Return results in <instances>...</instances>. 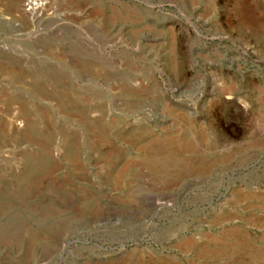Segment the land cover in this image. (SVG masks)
I'll list each match as a JSON object with an SVG mask.
<instances>
[{
  "label": "rangeland",
  "instance_id": "1",
  "mask_svg": "<svg viewBox=\"0 0 264 264\" xmlns=\"http://www.w3.org/2000/svg\"><path fill=\"white\" fill-rule=\"evenodd\" d=\"M0 264H264V0H0Z\"/></svg>",
  "mask_w": 264,
  "mask_h": 264
},
{
  "label": "bare ground",
  "instance_id": "2",
  "mask_svg": "<svg viewBox=\"0 0 264 264\" xmlns=\"http://www.w3.org/2000/svg\"><path fill=\"white\" fill-rule=\"evenodd\" d=\"M22 5H23V3H21V4H19L18 5V9H19V12H22L23 13V9H22ZM34 8V7H33ZM232 86V85H231ZM228 88V87H227ZM226 89V88H225ZM227 93V92H226ZM230 92H228V94H229ZM227 95V94H226ZM187 140V139H186ZM185 142V141H184ZM182 143V142H181ZM186 143V142H185ZM191 143V142H190ZM191 145V144H190ZM189 150V149H188ZM80 169V168H79ZM51 170V169H50ZM50 170L48 171L49 173L46 175V178H47V180L48 179H50V176H51V174L50 173H52V172H50ZM75 170H76V168H75ZM52 171H53V169H52ZM83 178V177H82ZM53 179V178H52ZM116 179V178H115ZM35 180V179H34ZM33 180V181H34ZM40 180V179H39ZM118 181V180H117ZM40 184H41V181H40ZM55 186V185H54ZM41 187V186H40ZM29 191V190H28ZM40 192V191H39ZM34 194V193H33ZM37 195V194H36ZM120 196V195H119Z\"/></svg>",
  "mask_w": 264,
  "mask_h": 264
},
{
  "label": "built area",
  "instance_id": "3",
  "mask_svg": "<svg viewBox=\"0 0 264 264\" xmlns=\"http://www.w3.org/2000/svg\"><path fill=\"white\" fill-rule=\"evenodd\" d=\"M29 4H30L31 6H33V5H34V2H31V1H30Z\"/></svg>",
  "mask_w": 264,
  "mask_h": 264
}]
</instances>
